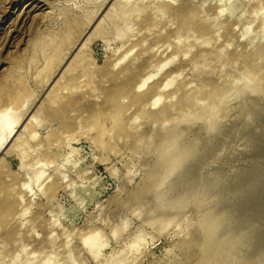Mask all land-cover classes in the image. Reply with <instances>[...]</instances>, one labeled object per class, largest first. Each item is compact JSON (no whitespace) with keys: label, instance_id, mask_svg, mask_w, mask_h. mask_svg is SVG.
Listing matches in <instances>:
<instances>
[{"label":"rangeland","instance_id":"obj_1","mask_svg":"<svg viewBox=\"0 0 264 264\" xmlns=\"http://www.w3.org/2000/svg\"><path fill=\"white\" fill-rule=\"evenodd\" d=\"M126 1L0 0V97L20 115L0 146V264H220L225 233L239 241L218 261L253 264L264 244V0ZM161 63L147 86L170 85L151 108L132 90ZM246 224L249 244L232 234Z\"/></svg>","mask_w":264,"mask_h":264},{"label":"bare ground","instance_id":"obj_2","mask_svg":"<svg viewBox=\"0 0 264 264\" xmlns=\"http://www.w3.org/2000/svg\"><path fill=\"white\" fill-rule=\"evenodd\" d=\"M127 1H128V0H127ZM127 1H126V2H127ZM159 1H160V0H159ZM157 2H158V0H157ZM59 3H60V2H59ZM59 3H58V4H59ZM158 3H161V1L158 2ZM158 3H157V4H158ZM164 3H166V2H164ZM164 3H163V4H164ZM163 4L161 3L160 5H163ZM53 5H54V4H53ZM65 5H66V4H65ZM163 6H164V7H162V8H165V9L168 8V6H169V5H168V2H167L166 5L164 4ZM183 9H184V8H183ZM63 13H64V12H63ZM62 16H63V15H62ZM107 17H108V15H107ZM107 17H106V18H107ZM58 19H59V18H58ZM60 19H61V17H60ZM103 21H105V19H104ZM51 22H52V21H51ZM40 24H41V22H40ZM263 24H264V23H263ZM80 26H81V25H80ZM207 29H208V28H207ZM66 30H67V29H66ZM42 31H43V30H42ZM262 31H263V33H264V25H263V27H262ZM46 33H47V32H46ZM64 34H65V33H64ZM66 35H67V33H66ZM68 36H69V35H68ZM60 39H61V37H60ZM66 40H67V39H66ZM51 41H52V40H51ZM68 41H69V40H68ZM61 42H62V40H61ZM82 45H83V44H82ZM62 46H64V45L62 44ZM69 46H70V45H69ZM65 47H66V46H65ZM64 51L66 52L67 50H64ZM50 54H51V53H50ZM170 60H171V59H170ZM118 62H119V61H118ZM165 63H166V62H165ZM165 63H164V65H163V63H161L162 66H160V67H159V64H158V66L156 65L157 67L154 66V67H156L154 70H152L153 67L150 66V67H151L150 69H151L152 71H149V72H150L149 74H148V72H147L146 75L144 74L145 76L140 77V78L138 79V81L136 82V84L134 85L133 90H132L133 92H136V93L143 92V93H142V94H143L142 96L139 95V97H136V98H137V99L144 98L143 101H144L145 103L148 102L147 104H149L148 106H151V108H152V107H156L157 104L159 103V101L161 100L160 95H158L159 92H160V90H162V89L164 90L165 88H167V87L170 85V81H169V82H168L169 84H168V83H166V84L164 83V85H162V86H160V87L158 86L159 88H158V87H155V86H154V87H153V86H150V87L147 86L148 83H149V82H150L155 76L158 75V73L160 72V70H161L163 67H165L166 64H167L168 62H167L166 64H165ZM90 66H91V65H90ZM245 77H246V78H249V74L247 73V75H245ZM151 82H152V81H151ZM161 84H162V83H161ZM254 87H255V86H254ZM147 88H149V89H147ZM161 88H162V89H161ZM255 88H256V87H255ZM146 89H147L148 91H145ZM132 91H131V92H132ZM150 92H151V94H149ZM136 95H137V94H136ZM16 97H17V99H18L19 96L15 94L14 96H10V98H8V100H12L13 98L15 99ZM1 98H2V97H0V146H1L2 144H4V142H5V141L9 138V136L12 134L13 130L15 129V127H16V125H17V123H18L19 117H20V115H19L18 112L13 111V108H12L13 106H10V105H9L10 103L7 104V105H4L5 103L2 102V99H1ZM19 99H20V98H19ZM137 99H136V100H137ZM9 102H10V101H9ZM140 102H141V101H140ZM7 103H8V102H7ZM13 104H14V103H13ZM13 104H11V105H13ZM143 104H144V103H143ZM147 104H146V105H147ZM143 106H144V105H143ZM163 107H165V108H164L163 111H161V110L163 109ZM163 107L160 109V111H159V109H158V112L156 111V113L154 112V113L151 114V117H152V116L154 117V118H152V119H156L157 117L160 118V117L166 115L165 113H167V111H170L169 108H171L172 105H167V109H166V106H163ZM168 107H169V108H168ZM149 109H150V107H149ZM112 110H113V109H112ZM115 110H116V109H115ZM143 110H144V108H143ZM151 110H152V109H151ZM153 110H154V109H153ZM262 110H263V109H262ZM113 111H114V110H113ZM13 113H14V115H13ZM120 113H121V112H120ZM143 113H144V112H143ZM147 113H148V112H147ZM243 114H244V113H243ZM257 114H258V112H257ZM260 114H261V113H260ZM113 115H114V114H113ZM116 115H117V114H116ZM254 115H255V114H254ZM254 115H253V116H254ZM258 115H259V114H258ZM262 115H263V114H262ZM148 116H149V115H148ZM263 116H264V115H263ZM242 117H243V116H242ZM246 117H247V115H246ZM246 117H245V118H246ZM256 117H257V115H256ZM260 117H261V116H260ZM163 118H165V116L162 117V119H163ZM184 118H185V117H183V118L181 119V121L184 120ZM257 118H258V117H257ZM157 119H158V118H157ZM246 119H247V118H246ZM259 119H260V118H259ZM31 120H32V119H31ZM166 120H167V119H166ZM263 120H264V118H263ZM163 121H164V120H163ZM240 121H241V120H240ZM240 121H239V122H240ZM249 121H251V120H249ZM249 121H248V122H249ZM252 121H253V119H252ZM252 121H251V122H252ZM169 122H170V120H169ZM248 122H247V123H248ZM251 122H249V123L251 124ZM134 123H135V122H134ZM164 123H167V121L164 122ZM245 123H246V122H245ZM247 123H246V124H247ZM262 123H263V121H262ZM257 124H258V123H257ZM263 124H264V123H263ZM253 125H256V123L253 124ZM245 126H248V125H245ZM245 126H243L244 129H245ZM250 126H251V125H250ZM260 126H261V125H260ZM28 127H29V126H28ZM248 127H249V126H248ZM251 127H252V126H251ZM251 127H249V128L252 129ZM256 127H258V126H256ZM256 127H255V128H256ZM262 128H263V127L261 126V132H263V131H262V130H263ZM244 129H241V131H243ZM257 129H258V128H257ZM248 130H249V129H248ZM231 131H232V130H231ZM241 131H240V129H239V132H241ZM245 131H247V129H246ZM249 131H250V130H249ZM226 132H227V131H226ZM247 132H248V131H247ZM253 132H254V131H253ZM261 132H259V133L261 134ZM233 133H234V131H233ZM255 133H257V132H255ZM263 133H264V132H263ZM227 134H228V133H227ZM230 134H231V133H230ZM236 134H237V133H236ZM238 134H239V133H238ZM245 135H246V134H245ZM249 135H250V134H249ZM229 136H230V135H229ZM231 136L233 137V135H231ZM231 136H230V137H231ZM261 136H262V135H261ZM263 136H264V135H263ZM263 136H262V137H263ZM250 137H251V135H250ZM250 137H249V138H250ZM254 137H255V138H259L260 136H259V137H256V135H255ZM225 138L227 139V137H225ZM247 138H248V137H247ZM249 138H248V139H249ZM263 138H264V137H263ZM263 138H262V139H263ZM20 139H21L20 136H18V137L15 139L16 145L19 144ZM178 139H179V138H178ZM229 139H230V138H229ZM229 139H228V140H229ZM173 140H174V139H173ZM173 140H171V142H172ZM175 140H176V139H175ZM232 140H233V139H232ZM234 140H235V139H234ZM249 140H251V139H249ZM252 140H253V139H252ZM252 140H251V141H252ZM224 141H226V140L224 139ZM255 141H257V139H256ZM258 141H259V140H258ZM171 142H170V143H171ZM230 142H231V140H230ZM247 142H248V141H247ZM249 142H250V141H249ZM249 142H248V144H250ZM252 142H253V141H252ZM262 142H263V140H262ZM166 143H168V141H167ZM166 143H165V144H166ZM227 143H229V142H227ZM259 143H260V142H259ZM259 143H258V144H259ZM179 144H180V143H179ZM221 144H222V142H221ZM221 144H220V146H221ZM225 144H226V143H225ZM244 144H245V143H244ZM246 144H247V143H246ZM246 144H245V145H246ZM253 144H254V143H253ZM255 144H256V142H255ZM258 144H256V145H258ZM173 145H174V144H173ZM180 145H181V144H180ZM226 145H227V144H226ZM229 145H230V144H229ZM251 145H252V143H251ZM263 145H264V144H263ZM163 146H165V145H161L160 148L163 149ZM166 146H167V145H166ZM222 146H223V145H222ZM234 146H235V145H234ZM259 146H260V144H259ZM177 147H178V145H177ZM180 147H182V146H180ZM216 147H217V146H216ZM225 147L228 148L229 146H228V147H227V146H223L222 148H225ZM231 147H232V146L230 145V148H231ZM241 147H242V146H241ZM246 147H247V146H246ZM246 147H245V148H246ZM252 147H253V146H252ZM235 148H236V147H235ZM250 148H251V146H250ZM250 148H249V149H250ZM254 148H255V147H254ZM257 148H258V147H257ZM257 148H256V149H257ZM180 149H181V148H180ZM216 149H217V151H219L218 149H220V152H221V150H222L221 147H218V148H216ZM216 149H215V150H216ZM243 149H244V148H243ZM246 149H247V148H246ZM252 149H253V148H252ZM252 149H250V151H251ZM176 150H177V148H176ZM225 150H226V149H224V152H226ZM231 150H232V149H231ZM253 150H254V149H253ZM190 151H191V150H190ZM211 151H213V150H210V152H211ZM232 151H234V150H232ZM240 151H241V150H240ZM259 151H260V150H259ZM165 152H167V151H165ZM207 152H208V151H207ZM210 152H209V153H210ZM227 152H228V151H227ZM229 152H230V150H229ZM242 152H243L242 154H244L245 151L243 150ZM246 152H247V150H246ZM248 152H249V151H248ZM253 152H254V151H252V153H253ZM257 152H258V151H257ZM261 152H264V151H262V146H261ZM162 153H163V152H162ZM169 153H170V152H169ZM183 153H184V152H183ZM211 153H212L213 155L211 154V155H209V157L211 156V161H213V160H212V157H213V156L216 157V156L214 155V154L216 153V151H215L214 153H213V152H211ZM249 153H250V152H249ZM259 153H260V152H259ZM163 154H164V153H163ZM204 154L206 155V153H204ZM221 154H223V152H221ZM227 154H228V153H227ZM227 154L224 153V155H226V156L228 157L229 155H227ZM253 154H254V153H253ZM205 155H204V156H205ZM216 155H217V157H218V154H217V153H216ZM232 155H233V154H232ZM232 155H231V156H232ZM250 155H251V154H250ZM173 156H174V155H173ZM173 156H172V160H170V157H169V160H170L171 162L174 161V162L177 163V165H178V161H179V160H177V162L175 161L176 158H177L178 156H177V157L174 156V157H175V160H173ZM207 156H208V155H206V157H207ZM220 156H221V155H220ZM220 156H219L218 158H220ZM231 156H229V157H231ZM233 156H234V155H233ZM235 156H236V155H235ZM244 156H245V155H244ZM257 156H258V155H257ZM185 157H186V156H185ZM206 157H205V158H206ZM209 157H207V159H206L207 161L209 160ZM214 157H213V158H214ZM222 157H223V156H222ZM238 157H240V156H238ZM238 157H237V158H238ZM247 157H249V156H247ZM251 157H252V156H251ZM260 157H261V155H260ZM162 158H163V157H162ZM232 158H233V159H230V160L227 159L228 162L234 160V157H232ZM242 158H243V155H242ZM257 158H258V157H257ZM261 158H262L261 160H263L264 155H263V157H261ZM163 159H164V158H163ZM178 159H179V157H178ZM201 159H202V158H201ZM215 160L217 161V159H215ZM223 160H224V159H223ZM227 160H226V161H227ZM239 160H240V159H239ZM243 160H244V159H243ZM247 160H249V159H247ZM259 160H260V159H259ZM202 161L204 162V160H202ZM209 161H210V160H209ZM218 161H219V160H218ZM221 161H222V160H221ZM244 161H245V160H244ZM244 161H243V162H244ZM252 161H253V160H252ZM174 162H173V163H174ZM182 162H183V161H181V163H182ZM223 162H225V160H224ZM173 163H172L171 165H173ZM201 163H202V162H201ZM201 163H199V164H201ZM204 163H205V162H204ZM225 163L227 164V162H225ZM238 163H239V162H238ZM244 163H245V162H244ZM247 163H248V161H247ZM263 163H264V162H263ZM169 164H170V162H169ZM197 164H198V163H197ZM206 164H207V163H205V165H206ZM211 164H212V163H211ZM220 164H224V163H220ZM255 164H256V163H255ZM177 165H176V167H177ZM205 165H204V166H205ZM230 165H231V164H230ZM174 166H175V164H174ZM178 166H179V165H178ZM196 166H197V165H196ZM200 166H201V165H200ZM204 166H203V167H204ZM207 166H208V165H207ZM193 167H194V166H193ZM234 167H236V166H234ZM247 167H248V166H247ZM247 167H245V168H247ZM252 167H253V166H252ZM194 168H195V167H194ZM209 168H210V165H209ZM238 168H239V166H238ZM238 168H237V169H238ZM169 169H171V167H169ZM169 169H168V171H170ZM174 169H175V168H174ZM174 169H171V170L173 171ZM253 169H254V168H253ZM253 169H252V170H253ZM260 169H261V168H260ZM206 170H207V168H206ZM206 170H205V171H206ZM212 170H213V169H212ZM238 170L241 172V176H242L243 174H242V171L240 170V168H239ZM247 170H249V169H247ZM247 170H245V171L243 170L244 173H246ZM168 171H167V175H168ZM191 171H192V170H191ZM208 171H209V169H208ZM250 171H251V170H250ZM253 171H254V170H253ZM256 171H257V169L255 168V171H254V172H255V174L257 175ZM206 172H207V171H206ZM210 172H211V171H210ZM214 172H215V171H214ZM219 173H220V172L218 171L217 174H219ZM235 173H236V171H235ZM249 173H250V172H249ZM249 173H248V174H249ZM252 173H253V172H252ZM258 173H259V172H258ZM260 173H261V172H260ZM260 173H259V175H260ZM169 174H170V173H169ZM199 174H200V172H199ZM201 174H204V173H201ZM201 174H200L199 176H201ZM212 174H214L213 171H212ZM248 174L246 173L247 176H248ZM255 174H254V176H255ZM262 174H264V168H263ZM205 175H207V173H206ZM214 175H215V174H214ZM237 175H240V174L238 173ZM244 175H245V174H244ZM244 175H243V177H244ZM251 175H252V174H251ZM251 175H249L248 177L250 178ZM241 176H240V177H241ZM247 176H245V177L247 178ZM243 177H241L242 181H244V180H243ZM252 177H253V176H252ZM256 177H257V176H256ZM259 177H260V176H259ZM39 178H41V173H40V172H39V174L36 173V175H35V180L38 181ZM237 178H238V177H237ZM246 178H245V180H246ZM254 178H255V177H254ZM254 178H253V179H254ZM253 179H252V180H253ZM258 179H259V178L255 179V180H256V183H257V181H260V180H258ZM263 179H264V178H263ZM263 179H261V181H262ZM238 180H240V178H239ZM238 180H237V181H238ZM249 180H251V179H249ZM249 180L247 179L246 182H249ZM252 180H251V181H252ZM251 181H250V184H251ZM261 181H260V182H261ZM263 181H264V180H263ZM244 182H245V181H244ZM246 182H245V183H246ZM260 182H259V183H260ZM240 183H241V180H240ZM240 183H239V184H240ZM242 183H243V182H242ZM252 183H253V182H252ZM254 183H255V181H254ZM247 184H248V183H246V184L243 183V186H244V185H247ZM234 185L238 186V182H237V183H234ZM240 185H241V184H240ZM251 185H252V184H251ZM256 185H257V184H256ZM259 185H260V187H263V186H262V183H260ZM236 186H235V187H236ZM241 186H242V185H241ZM241 186H239L240 189H241ZM243 186H242V190H244V187H243ZM257 186H258V185H257ZM257 186H256V187H257ZM235 187H234V188H235ZM239 187H238V188H239ZM251 187H252V186H251ZM246 188H248V186H247ZM249 188H250V187H249ZM252 188H253L254 190H256L255 187H252ZM257 188H259V187H257ZM231 189H232V188H231ZM235 189H236V188H235ZM250 189H251V188H250ZM250 189H249V190H250ZM260 189H261V188H260ZM232 191L234 192V190H232ZM244 191H245V190H244ZM257 191H259V189H258ZM237 192H239V194L236 193L235 196H236V195H239V196H240L241 193L243 194V192H240L239 190H238ZM247 192H248V191H247ZM247 192H245V194H246ZM229 193H230V192H229ZM231 193H232V192H231ZM248 193H249V192H248ZM252 193H253V190L250 192L251 197H252V195H253ZM254 193H256V192L254 191ZM257 194H258V193H257ZM263 194H264V192H263ZM250 195H248V196H250ZM254 195H255V194H254ZM259 195H260V194H259ZM259 195H258V196H259ZM261 195H262V194H261ZM261 195H260V196H261ZM241 196H242V195H241ZM243 196H244V194H243ZM256 196H257V195H256ZM258 196L255 197V198L257 199ZM260 196H259V197H260ZM231 197H232V196H231ZM236 197H237V196H236ZM248 198H249V197H248ZM248 198L245 197L244 199H245V200L247 199L248 201L251 200V198H249V199H248ZM253 198H254V196H253ZM261 198H262V197H261ZM256 199H255V200H256ZM262 199H264V198H262ZM262 199H261V200H262ZM242 200H243V199H242ZM245 200H243L244 203H245V205H248V204H250V202H251L253 199H252L251 201H249V202H247V200H246V202H247L248 204H246ZM255 200H253V201H255ZM258 202H259V201H258ZM251 203H252V202H251ZM254 203H255V202H254ZM254 203H253V206L256 205V204H254ZM256 203H257V202H256ZM259 203H260V202H259ZM259 203H258V205H257V208L259 207ZM261 203H262V202H261ZM261 203H260V205H261ZM262 204H264V202H263ZM238 205H239V204H237L236 206H238ZM241 205H242V204H241ZM241 205H239V206L241 207ZM243 205H244V204H243ZM243 205H242V206H243ZM245 205H244L243 207H246V208L248 209V207L245 206ZM249 206L251 207V205H249ZM250 207H249V208H250ZM260 207H261V206H260ZM246 208H245V209H246ZM257 208H256V206L254 207V209H257ZM258 209H259V208H258ZM258 209H257V210H258ZM252 210H253V209H252ZM248 211H249V210H248ZM258 211H260V209H259ZM251 212H252V211H250V212H248V213L251 214ZM256 212H257L256 210L253 211L254 214H256ZM261 212L263 213V212H264V209H263V211H260V213H261ZM253 213H252V215H253ZM260 213H257V214H260ZM262 213H261V216L259 215L260 217L264 216V215H262ZM244 214H247V212H245ZM244 214H242V215H244ZM257 214H256V215H257ZM242 215H241V216H242ZM253 216H254V215H253ZM259 216H258V217H259ZM246 217H247V215H246ZM258 217H255V218H258ZM247 218L249 219V217H247ZM252 218H253V217H252ZM252 218H251V219H252ZM263 218H264V217H263ZM242 219H243V218H242ZM245 219H246V218H245ZM251 219H250V221L252 222ZM243 220H244V219H243ZM243 220H242V221H243ZM257 220H258V219H257ZM244 221H245V220H244ZM247 221H248V220H246V222H247ZM253 221H254V220H253ZM255 221H256V219H255ZM248 222H249V221H248ZM258 222H259V221H258ZM260 222H261V221H260ZM260 222H259V223H260ZM263 222H264V220H263ZM241 223L244 224L243 222H241ZM249 224H252V223H249ZM256 224H257V222H256ZM260 224H261V223H260ZM257 225H258V224H257ZM235 226H236V225H235ZM235 226H233V227H235ZM237 226H238V225H237ZM255 226H256V225H247V224H246V226H244V228H242V227H243V225H242V226H241V230H239V231L237 230V232H235L236 230H235V231L233 230V233H232V234H234V235H236V234H240V232L243 231V230H247V233H248V232H249L248 230H251L252 227H255ZM263 226H264V225H263ZM238 227H239V226H238ZM257 227H259V225H258ZM239 229H240V228H239ZM261 229H264V228L261 227ZM205 230H206V228H205ZM252 230H253V229H252ZM256 231H257V233H258V230H256ZM253 232H254V231H253ZM253 232H252V233H253ZM207 233H208V232H207ZM250 233H251V231H250ZM223 234H224V233H223ZM226 234H227V233H225V237H226L227 235H229V236L227 237V240H228V238L230 237V234H227V235H226ZM241 234H243V233L241 232ZM259 234H260V233H259ZM95 235H96V234H95ZM95 235L93 234V235H89L88 237L86 236L85 238H82L84 245H86L88 248H90L89 245L92 246L93 244H95V241H94V240L96 239V236H97V235H96V236H95ZM234 235H233V236H234ZM223 236H224V235H223ZM237 236H238V235H237ZM245 236L247 237V235H245ZM245 236H244V234H243V237H244V238H240V237H239V238L241 239L240 241H241V243H242V239H245V240L247 239V242H248V244H249V242H250V241H249V238L251 237V235H250L249 238H245ZM218 237H219V236H218ZM225 237H222V238L220 239L221 241L218 240V241H219L218 243H217V241L215 240L216 243H217V245H218L217 248L219 249V248L223 247L222 249H224V252H223L221 249H220V251H218V252L222 253L223 256H222V255H219L220 257L222 256V257H221L222 259H220V257H218V258H217V261H215V262H220V264H221V261H223V259L226 258V256H224V255H227V258H226L225 260L228 262L229 255L226 254V253H227L226 250L231 248L230 245L233 244L232 246H234V243H235V241H236V239H235V240H233V241L231 240L232 242L229 241V242H231V244H230V243H227V240L223 239V238H225ZM254 237H255V235H254ZM231 238H233V237L231 236ZM235 238H236V236H235ZM239 238H237V239H239ZM222 240H223V241L225 240L226 242H225V241H224V242L226 243V246L229 244L230 248H228L229 246L225 247V245H224V243L222 242ZM229 240H230V239H229ZM238 241H239V240H237L236 242H238ZM243 241H244V240H243ZM253 241H254V240H253ZM263 241H264V240H263ZM251 242H252V241H251ZM258 242H259V241H258ZM216 243H215V245H216ZM241 243H240V244H241ZM252 243H253V242H252ZM237 244H238V243H236L235 245H237ZM240 244H239V245H240ZM212 245H213V244H212ZM220 245H221V246H220ZM242 245H244V247H245V245H246L247 250H248V248L250 247L249 245H247V243L244 244V242H243ZM256 245H257V244H256ZM259 245L261 246V244H259ZM262 245H263L262 247H259V248H260L259 250H257V251H255L254 253H252V254H254V257H255V258L252 259V260L255 261V262H254L255 264H258V263H259V264H264V244H262ZM219 246H220V247H219ZM257 246H258V245H257ZM224 247H225V248H224ZM239 247H242L243 249H242V248H241V249L244 250V247H243V246H239ZM246 247H245V248H246ZM253 247H254V246H253ZM205 248H206V247H205ZM213 248L215 249L216 247L213 246ZM217 248L215 249V251L218 250ZM254 248H255V247H254ZM225 249H226V250H225ZM241 249H239V250H241ZM250 249H251V248H250ZM89 250H90V249H89ZM98 250H99V248H98ZM98 250H96V251L91 250V251H93L92 254H93L94 258L96 257ZM242 250H241V251H242ZM251 250H252V249H251ZM91 251H90V253H91ZM215 251L213 250L212 252H215ZM221 251H222V252H221ZM241 251H239V254H242V253H243V251H242V252H241ZM244 251H245V250H244ZM218 252H217V253L215 252V253H216V254H214V257H215V258L218 256ZM247 252H248V251H246L245 253H247ZM251 252H252V251H251ZM206 253H207V252H206ZM209 253L211 254V252H209ZM220 253H219V254H220ZM210 254H209V255H210ZM247 254H249V253H247ZM215 255H216V256H215ZM244 255H245V254H244ZM252 256H253V255H252ZM206 257H208V256L206 255V256H204L203 258H206ZM211 257H213L212 254H211L210 257H208V258L206 259V260H208V259H210V260H208V261L204 260V261H205V262H210V261H211ZM214 257H213V258H214ZM250 257H251V255H250ZM213 258H212V261L214 262ZM215 258H214V259H215ZM230 258H231V257H230ZM233 258H236V257H234V255H233L231 260H234ZM238 258H241V256H239ZM246 258H248V257H246ZM218 259H220L221 261H218ZM225 260H224V261H225ZM252 260H251V261H252ZM224 261H223V262H224ZM234 261H235V260H234ZM236 261H239V259L237 260V258H236ZM241 261H243V259H242ZM247 262H248V261L245 260L244 262L239 263V264H246ZM235 263H236V262H235ZM254 263H253V264H254ZM204 264H205V263H204ZM223 264H225V263H223ZM232 264H233V263H232Z\"/></svg>","mask_w":264,"mask_h":264}]
</instances>
